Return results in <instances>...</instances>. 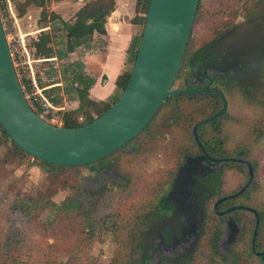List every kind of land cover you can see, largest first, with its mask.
I'll use <instances>...</instances> for the list:
<instances>
[{"label":"flooded vegetation","instance_id":"af4514ba","mask_svg":"<svg viewBox=\"0 0 264 264\" xmlns=\"http://www.w3.org/2000/svg\"><path fill=\"white\" fill-rule=\"evenodd\" d=\"M201 4L199 0L193 25ZM255 5L256 9L242 19L225 18L211 33L209 41L194 51H189L187 46L173 89L204 91L189 94L194 96L192 102L199 105L183 106L176 120L157 122L155 127H149L150 122L140 133L144 132L140 140L142 147L135 143L125 148L130 158L139 157L130 162L128 175L137 182L140 191L141 184L145 183V186L153 185L158 196L162 193L159 211L143 228L140 240L144 251L138 255V264H159L163 260L176 264L185 260L195 251L204 222L210 224L211 247L217 262L233 264V256L244 247V212L254 218L251 251L264 260V250L255 251L258 231L264 221L261 217L264 215V165L249 156V151L260 154L264 151V145L259 147L260 140L264 139V123L258 116L251 128L245 127L250 135L246 143L231 142L226 135L228 123L243 125L232 120L240 115L236 103L241 101L246 105L244 99L252 102L264 92V6L258 2ZM179 79L183 81L182 86L174 88ZM213 90L222 94L225 110L219 119L198 126L222 108L221 98ZM153 156L162 165L149 171L146 167ZM104 159L81 166L92 174L82 175L81 185L90 182L96 186L91 201L107 188L116 190L128 183V175L117 168L116 162ZM246 163L252 169L251 175ZM173 186L174 194L169 197ZM155 258L157 261L153 263Z\"/></svg>","mask_w":264,"mask_h":264},{"label":"trees","instance_id":"16d2710c","mask_svg":"<svg viewBox=\"0 0 264 264\" xmlns=\"http://www.w3.org/2000/svg\"><path fill=\"white\" fill-rule=\"evenodd\" d=\"M52 1L64 0H12L18 19L24 17L28 8L34 5L41 9L39 22L44 25L52 24L50 33L41 32L31 40L30 45L34 49L35 57L55 56L63 62L60 65L61 78L64 83L63 91L75 108L63 113L62 127L78 128L103 115L127 86L136 60L150 0H136L135 17L131 23L138 27V31L133 35L128 46L125 68L115 81L117 95L104 102H97L90 98L89 91L95 83V78L85 71L84 64L80 60L70 62V54L79 47L87 48L90 42H96L94 37L101 39L106 35L107 18L116 7L114 0L86 1L73 15L70 22H64L54 12L49 11ZM257 1L264 6V0ZM55 24L58 27H55ZM55 32L62 34L60 36L62 41ZM55 46L58 47L54 48ZM52 75V71L47 73L48 77ZM192 98L194 96L189 95L168 99L155 114L149 127H155L154 124L157 122L176 120L177 112L181 111L183 106L199 105L196 101L192 102ZM56 102L58 103L59 100L56 99ZM80 120L84 122L79 123ZM262 122L264 123V120ZM143 135L144 132L104 160L113 159L117 168L127 176L130 173V162L136 161L139 157L130 158L125 148L135 143L141 148L140 140ZM2 148H5V152L0 156V182L6 180L16 169L31 160L47 173L50 186L41 199L33 200L28 197L16 199L6 214L0 212V264L21 263L19 253L25 246V240L13 229L17 223L40 232L48 231L51 235L55 234L58 237L59 245H48L50 250L46 253L45 264H99L97 258L88 256V252L94 243H102L105 235H110L115 244L110 264H138V255L144 251L140 240L143 228L159 211L158 202H161L162 193L158 196L157 192L152 190L146 195L143 193L139 196V185L134 182L132 176L128 175L126 185L116 190L114 188L105 189L92 201L89 209L79 210L75 193L80 187L81 167L54 166L33 160L9 140L0 126V150ZM131 179L132 181H129ZM58 190H69L72 194L57 204L53 201V195ZM3 199L4 194L1 193L0 205ZM45 211H48V214L44 220L40 221ZM243 217L245 219V229L242 235L244 247L233 256V264H264V260L256 257L251 251L254 218L246 212L243 213ZM261 217L264 220V215ZM5 225H7L6 230ZM209 225L208 222H204L195 251L176 264H217V255L211 247ZM66 227L71 236L63 239L61 232L63 229L66 230ZM262 250H264V221L259 228L255 244L256 252ZM61 256L65 259L61 260ZM159 264L173 263L163 260Z\"/></svg>","mask_w":264,"mask_h":264},{"label":"water","instance_id":"95a60500","mask_svg":"<svg viewBox=\"0 0 264 264\" xmlns=\"http://www.w3.org/2000/svg\"><path fill=\"white\" fill-rule=\"evenodd\" d=\"M198 2L150 0L127 86L103 115L78 128L51 125L40 119L29 106L0 18V126L9 140L33 160L54 166H87L112 155L136 138L168 99L203 93L195 89H173ZM213 91L220 96L222 108L198 126L219 119L225 110L222 94ZM195 130L196 127L193 131L196 137ZM198 145L202 147L200 142ZM251 170L249 166L250 175ZM174 190L175 186L169 197ZM197 233L198 228L195 236Z\"/></svg>","mask_w":264,"mask_h":264},{"label":"rangeland","instance_id":"374dc122","mask_svg":"<svg viewBox=\"0 0 264 264\" xmlns=\"http://www.w3.org/2000/svg\"><path fill=\"white\" fill-rule=\"evenodd\" d=\"M201 9L196 17L195 23L193 25L192 33L189 38L188 48L189 51H194L196 48L201 46L202 44L209 41L211 33L220 27V24L223 23L225 18L227 19H242L249 13H252L256 9L255 3L257 0H201ZM50 7V6H49ZM36 6H32L33 15L36 14L37 11H40ZM27 14V13H26ZM39 15V13H38ZM21 28L24 32L28 31V27L26 25H21ZM9 34H13L16 38L18 34L17 27H9ZM57 34V32H55ZM25 36L26 46L27 48H31V40L34 38L33 36ZM58 40V39H57ZM63 63V62H62ZM37 67V76L38 77H47V73L50 72L48 70V63L43 64H35ZM17 68V67H16ZM17 74L19 70H16ZM21 75V73H20ZM55 76L53 74L51 77ZM19 78V76H18ZM20 80V79H19ZM183 81L179 79L176 81L174 88H178L182 86ZM57 101L62 102V97L59 95L58 91H56ZM246 105H242L241 101L235 103L238 105V109L240 115H235L232 117L233 121H238L241 124H236L234 122L228 123L226 126V135L229 136L231 142H241L246 143L250 139V135L248 131H245V127L251 128V125H254L257 117L259 116L260 120H264V92H262L261 96L252 100V102L248 101V99L243 100ZM249 105V106H247ZM249 109H247V108ZM72 108V104H68L67 110ZM251 111V112H250ZM250 112V113H249ZM255 115H257L255 117ZM258 118V119H259ZM84 122L80 120L79 123ZM241 125V126H240ZM62 126V125H60ZM264 145V139L260 140L259 147ZM259 149V148H257ZM5 152V148L0 150V156H2ZM261 152V151H259ZM264 155V151L261 152ZM258 151H249V156L254 158L257 163L264 165V156H262ZM31 164V165H30ZM164 164V161H163ZM162 165V161L153 156L149 159V164L146 167L147 170L153 171L156 167ZM92 176L91 173L88 172L86 168L80 169V177L81 176ZM146 178V176H145ZM259 180H262L261 177H258ZM80 181V178H79ZM108 180H105L107 183ZM85 185H81L79 191L75 193L77 201L80 204L79 210H86L90 204L92 203V197L94 195V189L96 186L92 183H83ZM142 191L144 193L151 192L155 189L153 185L149 184V186H145V183H142ZM151 185V186H150ZM261 185L263 186V182L261 181ZM50 186L48 181V175L44 172L40 167H38L35 163H32L31 160L28 163L24 164L22 167L16 169L12 174L8 176V178L4 181L0 182V195L4 194V199L0 205V212L3 214L7 213L8 208L16 199H24L26 197L31 198L33 200L41 199L47 188ZM264 187V186H263ZM82 189V190H81ZM263 190V189H261ZM142 191H140V195H142ZM72 193L69 190L63 191L58 190L53 195V201L57 204L61 203L64 198L70 196ZM139 199V198H138ZM78 211V210H76ZM48 211L42 213L40 217V221L44 220L47 216ZM7 229V225H5V230ZM13 229L21 236L24 237L25 246L20 251V264H45V256L48 250H50L48 245H59L58 237L54 234L51 235L50 232H40L39 230L32 229L27 226H22L19 223L13 226ZM61 237L63 239L69 238L70 232L67 227L66 230L63 229L61 232ZM52 247V246H51ZM222 250V249H221ZM115 251V244L112 242L110 235H105L103 237L102 243H94L88 252L89 257L97 258L99 264H110ZM61 260H64L65 257L61 256ZM157 259L153 260L155 263ZM217 264H222L217 262Z\"/></svg>","mask_w":264,"mask_h":264},{"label":"crops","instance_id":"0c3cea01","mask_svg":"<svg viewBox=\"0 0 264 264\" xmlns=\"http://www.w3.org/2000/svg\"><path fill=\"white\" fill-rule=\"evenodd\" d=\"M86 1L89 0L52 1L49 11L54 12L64 22H70L73 15ZM114 2L116 4L115 10L107 18L105 24L106 35L101 39L94 37L96 42L92 41L87 48L79 47L74 53L70 54V62L80 60L84 64L85 71L95 78L89 96L97 102L108 101L117 95L115 81L125 68L128 46L133 35L138 31V27L131 23V20L135 17L136 0H114ZM40 11L33 15L32 6H30L24 17L16 19L15 27H17L19 34L17 36L26 35L36 38L41 32H51L52 24L44 25L39 22ZM21 25H26L28 31L24 32ZM57 36L60 37L62 34L57 32ZM60 39L62 41L61 37ZM59 62L61 65L62 61ZM61 82L62 88H54L52 92L56 94V91H58L63 99L62 102L71 104L64 94L62 78ZM62 102H58V104ZM72 108H75L74 104H72Z\"/></svg>","mask_w":264,"mask_h":264},{"label":"built area","instance_id":"2783aa9c","mask_svg":"<svg viewBox=\"0 0 264 264\" xmlns=\"http://www.w3.org/2000/svg\"><path fill=\"white\" fill-rule=\"evenodd\" d=\"M0 18L6 33V39L18 76L24 97L36 115L43 121L54 125H62V116L68 104L56 102L57 95L52 92L54 88H62L60 76V62L54 56L51 58H38L33 48H27L25 36L9 34L8 28L16 23V11L12 0H0ZM48 63V70L53 77H38L35 64ZM17 67V68H16ZM21 73V75H20ZM62 127V126H61Z\"/></svg>","mask_w":264,"mask_h":264}]
</instances>
